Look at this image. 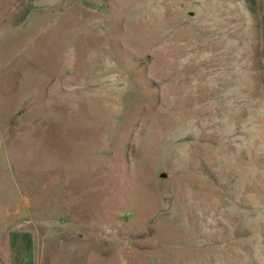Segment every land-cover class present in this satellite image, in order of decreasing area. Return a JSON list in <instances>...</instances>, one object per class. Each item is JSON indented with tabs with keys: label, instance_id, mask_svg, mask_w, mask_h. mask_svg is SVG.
Masks as SVG:
<instances>
[{
	"label": "rangeland",
	"instance_id": "rangeland-1",
	"mask_svg": "<svg viewBox=\"0 0 264 264\" xmlns=\"http://www.w3.org/2000/svg\"><path fill=\"white\" fill-rule=\"evenodd\" d=\"M0 264H264V0H0Z\"/></svg>",
	"mask_w": 264,
	"mask_h": 264
},
{
	"label": "water",
	"instance_id": "water-1",
	"mask_svg": "<svg viewBox=\"0 0 264 264\" xmlns=\"http://www.w3.org/2000/svg\"><path fill=\"white\" fill-rule=\"evenodd\" d=\"M160 176L164 177L165 176V173H161Z\"/></svg>",
	"mask_w": 264,
	"mask_h": 264
}]
</instances>
